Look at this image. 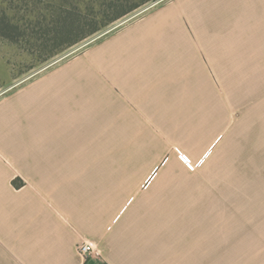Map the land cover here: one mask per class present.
Here are the masks:
<instances>
[{
	"label": "crops",
	"instance_id": "obj_1",
	"mask_svg": "<svg viewBox=\"0 0 264 264\" xmlns=\"http://www.w3.org/2000/svg\"><path fill=\"white\" fill-rule=\"evenodd\" d=\"M49 70L60 72L0 93V264H85V240L98 247L86 264H128L108 231L98 126L128 125L130 110L152 125H208L212 109L233 107L229 93L264 91V0H171ZM250 121L219 125L264 126ZM231 171L236 181L190 187L187 264H264V167L246 184L242 166Z\"/></svg>",
	"mask_w": 264,
	"mask_h": 264
},
{
	"label": "rangeland",
	"instance_id": "obj_2",
	"mask_svg": "<svg viewBox=\"0 0 264 264\" xmlns=\"http://www.w3.org/2000/svg\"><path fill=\"white\" fill-rule=\"evenodd\" d=\"M102 1L0 0V18L9 15L24 31L16 41L0 35V93L50 73V68L81 55L98 40L171 0H151L94 36L52 56L51 46L41 47V28L50 24L53 14L71 8L97 12ZM246 89L250 90L244 88L241 93H229L233 107L212 109L210 119L206 120L210 122L208 125L202 124L204 119H197L196 125L187 124L186 117L162 120L183 124L152 125L149 119L130 110L129 115L134 117L128 119V125L98 126L99 142L95 144H99L101 170L110 167L111 171L100 174L101 190L109 185L110 195L115 194L117 217L109 223L108 231L112 241L116 239L113 244L121 252L125 251L121 255L128 264H176L178 260L179 264H187L189 195L193 184L203 186V182H211L220 185L221 182L236 181L231 171L235 166L243 167L244 179L240 181L245 184L259 180V172L264 167V126L242 125L237 133L234 126L219 125L224 117L249 121L264 117V91ZM172 107V113L186 112L181 104ZM222 134V143L215 145L214 139ZM256 134L259 139H254ZM211 142L209 150L212 153L204 158L203 154L207 152L204 149ZM254 149H257L255 156H250ZM235 150L239 152L238 157L234 156ZM155 167H159L157 176L147 184ZM227 171L231 172L225 173ZM110 201L113 203L112 198ZM198 201L196 194V206ZM199 204L203 205L202 198Z\"/></svg>",
	"mask_w": 264,
	"mask_h": 264
},
{
	"label": "trees",
	"instance_id": "obj_3",
	"mask_svg": "<svg viewBox=\"0 0 264 264\" xmlns=\"http://www.w3.org/2000/svg\"><path fill=\"white\" fill-rule=\"evenodd\" d=\"M151 0H103L97 12H83L69 9L53 14V20L44 29L41 28L39 39L42 48L51 46V55L72 47L94 36L112 23L126 17ZM130 2V3H128ZM22 31L21 25L9 15L0 18V35L14 41Z\"/></svg>",
	"mask_w": 264,
	"mask_h": 264
},
{
	"label": "built area",
	"instance_id": "obj_4",
	"mask_svg": "<svg viewBox=\"0 0 264 264\" xmlns=\"http://www.w3.org/2000/svg\"><path fill=\"white\" fill-rule=\"evenodd\" d=\"M77 249L80 255L84 258L85 264L88 261V259H90V257L95 255V253H97L98 251V247L96 243L92 240H85L79 243Z\"/></svg>",
	"mask_w": 264,
	"mask_h": 264
}]
</instances>
